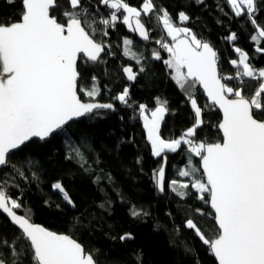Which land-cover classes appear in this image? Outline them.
<instances>
[{"label":"snow or ice","instance_id":"obj_1","mask_svg":"<svg viewBox=\"0 0 264 264\" xmlns=\"http://www.w3.org/2000/svg\"><path fill=\"white\" fill-rule=\"evenodd\" d=\"M9 3L14 0H8ZM22 13L18 20L0 22V166L10 163V155L27 146L34 138L45 141L61 132L70 121L84 117L97 109H113L112 103L93 102L99 94L92 84L81 85L83 79L78 61L99 63L103 54L111 55L110 42L97 40L95 20H91L82 0H65L62 16L54 15L60 0H21ZM236 18H248L254 28L250 40L255 51L264 54V25L258 22L257 0H225ZM110 11L107 18H100L102 36L107 29L119 23L147 41L150 28L142 17L153 14L163 26L170 42L158 39L156 44L168 53L164 60L171 79L185 92L194 113V122L178 138L164 139L161 123L169 112L166 100L156 98L153 110L139 104V118L143 121L146 138L153 157H162L164 164L153 173L157 188H165L166 152L185 150L188 154L185 167L178 170V177L168 182V187L182 199L188 189L198 200L209 204L217 226V235L209 238L191 217L185 221L188 229L210 249L218 264H264V67L256 68L249 55L233 43L238 60L229 63L237 69L235 76H223L218 65V53L213 45L198 38L190 28L178 26L164 9H157L154 0H142L131 6L128 0H98ZM182 25L189 16L181 11L177 17ZM236 33L226 40L235 42ZM124 55L141 57L132 51L133 40L124 38ZM154 60L163 59L159 51L152 53ZM143 67L140 71H143ZM129 81L136 79L133 68H123ZM244 78L258 80L251 96L229 82ZM203 89L208 105L219 109L222 119L216 125L222 141L207 143L196 139L204 124L203 108L192 90ZM89 98V102L83 100ZM127 87L114 99L128 104ZM75 157L86 163L79 147L70 145ZM72 159V156L67 157ZM195 158L198 159V166ZM83 166V163H82ZM21 177L24 173L20 172ZM183 178H188L187 180ZM26 179V177H25ZM52 188L62 194L68 205L75 207L73 199L59 181ZM24 207L19 196L13 198L0 181V212L14 226L11 239L0 237V264H100L91 252L71 236L34 223L31 209L22 214ZM200 215L205 213L197 208ZM208 213V215H212ZM131 215H147L133 208ZM119 239H134L130 232Z\"/></svg>","mask_w":264,"mask_h":264},{"label":"trees","instance_id":"obj_2","mask_svg":"<svg viewBox=\"0 0 264 264\" xmlns=\"http://www.w3.org/2000/svg\"><path fill=\"white\" fill-rule=\"evenodd\" d=\"M131 6H139L142 0H128ZM157 9L164 8L177 25L178 13L189 16L184 26L198 38L210 42L218 53V65L223 76H234L235 69L229 61L238 60L233 43L249 55L256 68L264 67V54L255 51L250 40L254 28L247 16L236 18L225 0H154ZM91 20H95L97 40L110 42L111 55L103 54L99 63L78 62V70L85 83L91 86V77H97L99 94L95 101L112 103L111 110L96 111L79 121L69 123L61 132L45 141L33 140L27 146L10 155V163L0 170V181L6 182V190L19 196L23 213L31 209V219L51 231L71 236L91 252L100 264H216L210 249L185 226L191 217L209 238L217 235L213 214L208 204L198 200L191 189L183 199L168 187V182L178 177V170L185 167L188 154L166 152L165 188L158 192L153 173L163 163V158L153 157L146 138L143 121L139 118V104L147 105L149 111L156 106V98L166 100L169 112L161 123L164 139L178 138L194 122L185 92L171 79L170 70L164 64L168 53L155 41L170 42L160 27L155 14L142 17L150 28V38L145 41L138 34L119 23L115 29H107L102 36L100 18L110 11L98 0H82ZM66 10L65 0H60L58 10L62 16ZM22 13L21 0H0V22L18 20ZM258 22L264 25V0H257ZM237 34L235 42H228L230 33ZM133 40L132 51L141 57L135 59L124 55L122 40ZM159 51L161 60H154L152 53ZM130 66L136 79L129 81L123 68ZM143 67V71L140 68ZM259 81L244 78L235 87L242 88L251 96ZM129 89L128 106L114 99L124 88ZM203 108L204 124L196 139L207 143L221 140L216 125L220 114L209 106L198 85L192 90ZM84 101H89L83 96ZM70 145L79 147L86 163L75 157ZM72 156V159L67 157ZM198 159L195 158L198 166ZM83 163V166H82ZM20 172L24 173L21 177ZM26 177V179H25ZM187 180L188 178H183ZM61 182L75 203V207L63 200L62 194L53 190L52 184ZM133 208L147 215L133 217ZM201 209L205 215L195 210ZM14 231L8 220L0 213V237L11 239ZM130 232L134 239L121 241L119 237Z\"/></svg>","mask_w":264,"mask_h":264},{"label":"water","instance_id":"obj_3","mask_svg":"<svg viewBox=\"0 0 264 264\" xmlns=\"http://www.w3.org/2000/svg\"><path fill=\"white\" fill-rule=\"evenodd\" d=\"M81 60H84V59H80L79 61H81ZM78 61V62H79ZM199 87V86H198ZM199 89H200V91L202 92V94H203V97H204V99L206 100V102H207V104H208V101H207V98H206V96H205V94L203 93V89L202 88H200L199 87ZM85 102H89V101H85ZM93 102H99V101H93ZM99 103H102V102H99ZM210 106V105H209ZM212 107V106H211ZM215 110H217L218 111V113L220 114V120L222 119V113L219 111V109H217V108H215V107H213ZM104 110H108V109H97V110H94V112L93 113H95L96 111H104ZM93 113H91V114H89V115H92ZM86 116H88V115H86ZM86 116H84V117H86ZM84 117H81V118H78V119H75V120H73V121H70L69 123H71V122H74V121H79L80 119H82V118H84ZM68 123V124H69ZM67 126V125H66ZM65 126V127H66ZM219 131V130H218ZM219 134H220V136H221V140L220 141H222V133L219 131ZM33 140H38V139H36V138H34ZM39 141V140H38ZM220 141H218V142H220ZM216 143V142H215ZM15 151H17V150H15ZM14 151V152H15ZM165 162H164V160H163V163L162 164H164ZM4 166H0V170L3 168ZM157 190H158V192H160L161 194H162V192L157 188ZM208 208H209V210L212 212V209L210 208V205L208 204ZM7 220H8V222L10 223V220L6 217V215L5 214H3L2 212H0ZM213 215H214V213H212ZM213 221H214V219H213ZM11 224V223H10ZM214 224H215V221H214ZM12 225V224H11ZM13 226V225H12ZM216 226V225H215ZM216 228H217V226H216ZM212 255V254H211ZM213 256V258H214V260H215V257H214V255H212ZM215 262H216V264H218V262L215 260Z\"/></svg>","mask_w":264,"mask_h":264},{"label":"built area","instance_id":"obj_4","mask_svg":"<svg viewBox=\"0 0 264 264\" xmlns=\"http://www.w3.org/2000/svg\"><path fill=\"white\" fill-rule=\"evenodd\" d=\"M237 71V70H236ZM235 76V75H234ZM240 80L233 79L231 82H229V86L235 87L236 83H238Z\"/></svg>","mask_w":264,"mask_h":264},{"label":"rangeland","instance_id":"obj_5","mask_svg":"<svg viewBox=\"0 0 264 264\" xmlns=\"http://www.w3.org/2000/svg\"><path fill=\"white\" fill-rule=\"evenodd\" d=\"M158 23H159L160 27L163 29V26L161 25V23L159 22V20H158ZM178 26L186 27V26H184V25H178ZM163 30H164V29H163ZM169 39H170V38H169Z\"/></svg>","mask_w":264,"mask_h":264}]
</instances>
